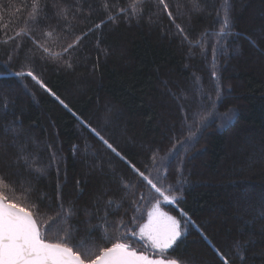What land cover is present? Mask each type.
I'll return each mask as SVG.
<instances>
[{"label":"trees","instance_id":"16d2710c","mask_svg":"<svg viewBox=\"0 0 264 264\" xmlns=\"http://www.w3.org/2000/svg\"><path fill=\"white\" fill-rule=\"evenodd\" d=\"M55 2L48 0L49 16H54ZM168 2L171 6L175 0ZM229 2L236 25L233 33L249 36L256 46L240 38L230 44L226 55L219 57V83L225 93L219 113L223 116L229 109L235 113L230 121L217 119L211 123L199 143L189 149L191 160L184 173L188 183L184 185L180 207L202 226L217 247H226L243 227L244 239L251 241L247 264H264V218L260 210L248 207L264 199V0ZM20 3L21 0H0V4L9 5L0 8V21L12 22L13 27L22 25L26 13L16 12ZM123 3L120 0L119 6ZM213 3L218 6L219 0ZM214 17V12L212 16L193 14L190 20L186 15L177 22L198 34L211 26ZM98 19L99 15L94 14L89 22L78 24L75 31L86 30ZM47 23L55 24L56 20ZM174 31L167 15L152 3L139 23L121 18L90 35L75 54L71 69L37 60L35 71L77 115L118 145L128 159L138 167L150 165L151 151L160 147V155H164L171 147L168 138L179 127L180 111L173 94L183 92L187 102L193 103V74L201 78L205 92L213 83L211 55L202 60L197 48V55L189 58L188 46L181 45ZM10 47L0 46V167L15 159L22 145L37 156L39 164L47 165L51 144L57 162L46 169L40 184L52 194L59 167L64 197L76 205L74 221L83 220L85 210L95 215L98 198L101 207L111 198L109 221L122 217L128 222L134 214L131 201L139 191L138 177L30 78L23 82L28 86L25 89L10 75L20 70L31 42L24 41L19 58L11 63L4 54ZM5 101L7 112L3 111ZM73 145L78 146L75 154ZM121 178L137 188L125 189ZM78 180L83 189L79 194ZM146 207L150 206H141L138 212L145 218ZM162 208L176 214L175 205ZM98 222L93 219V223ZM186 251L196 264H220L195 231L187 237Z\"/></svg>","mask_w":264,"mask_h":264},{"label":"snow or ice","instance_id":"6c2138e0","mask_svg":"<svg viewBox=\"0 0 264 264\" xmlns=\"http://www.w3.org/2000/svg\"><path fill=\"white\" fill-rule=\"evenodd\" d=\"M152 3L167 15L175 29L173 35L179 38L181 45L188 46L189 58L197 55L194 51L197 48L202 60L211 55L210 78L213 83L211 90L205 92L201 78L193 74L191 90L194 91V102L188 103V96L183 92L173 94L180 121L179 127L168 138L171 147L164 155H160L162 149L156 147L151 151V164L138 167L122 154L118 145L77 115L48 86L42 74L35 71V64L39 60L58 68L71 69L75 54L90 35L109 23H118L121 18L128 23L133 20L139 23ZM119 5L120 0L116 3L111 0H71V3L56 0L52 5L56 9L54 16H49L48 0H30L28 3L21 0L16 12L26 13L23 24L13 27L12 22L5 24L0 21V46L11 45L4 53L9 63L19 58L25 40L31 42L20 70L10 75L17 78L25 89L28 86L23 82L30 78L75 117L105 151L127 165L139 181V191L133 194L131 201L134 214L128 222L122 217L109 221L111 198L104 202L103 207L98 198L95 215L85 210L84 219L74 221L76 205L64 197L59 167H56L57 183L52 194L40 184L41 178L47 175L46 169L57 162V153L52 151V145H48L50 158L47 165L39 164L37 156L26 151V145L20 146L15 159L0 167V264H196L195 258L186 251V240L192 231L198 233L215 253L220 264H247L251 241L244 239L243 227L238 229L237 236L226 247H217L180 204L184 185L188 183L184 173L186 163L191 160L189 149L199 143L211 123L217 119L230 121L235 113L233 109L223 116L219 113L225 99L219 83V57L226 55L230 44L240 38L248 40L253 47L256 45L249 36L233 33L236 25L229 0H219L218 6L213 0H175L171 6L168 0H124L123 6ZM8 6L0 4V8ZM213 12L215 17L211 26L198 34L177 22L186 15L190 20L193 14L212 16ZM94 14L99 15L98 22L86 30L75 31L78 24L89 22ZM52 19L56 20L55 24L47 23ZM233 36L235 38L230 40L229 37ZM7 110L5 101L3 111ZM72 151L75 154L78 146L73 145ZM121 180L125 189L137 188L136 184L124 178ZM76 184L78 194L82 193L81 181ZM162 205H175L176 214L163 210ZM141 206H150L145 209L146 218L138 214ZM119 207L117 205V209ZM248 207L252 211L260 210L261 218H264V199ZM101 211L102 216L99 215ZM93 219L99 222L93 223ZM242 224L246 225L248 221H242Z\"/></svg>","mask_w":264,"mask_h":264}]
</instances>
